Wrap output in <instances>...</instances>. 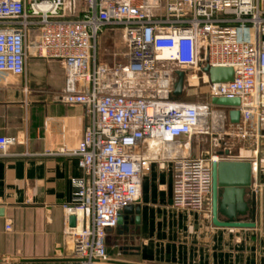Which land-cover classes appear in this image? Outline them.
<instances>
[{
	"label": "built area",
	"instance_id": "built-area-1",
	"mask_svg": "<svg viewBox=\"0 0 264 264\" xmlns=\"http://www.w3.org/2000/svg\"><path fill=\"white\" fill-rule=\"evenodd\" d=\"M107 29L120 30L125 45L112 66L98 58V38ZM29 56L60 60L62 101L85 107L77 147L50 152L75 158L82 171L71 178V198L62 205L72 264L107 259V231L139 199L147 146L228 125L241 139L264 138L262 0H0V72L23 75ZM207 66L232 67L233 79L211 83ZM178 71L190 84H206L210 98H239V123L229 122L226 108L174 95ZM26 143L0 136V159L30 156L11 151ZM219 160L172 161L175 208L207 210L211 164Z\"/></svg>",
	"mask_w": 264,
	"mask_h": 264
},
{
	"label": "crops",
	"instance_id": "crops-1",
	"mask_svg": "<svg viewBox=\"0 0 264 264\" xmlns=\"http://www.w3.org/2000/svg\"><path fill=\"white\" fill-rule=\"evenodd\" d=\"M107 31L121 37L118 29L101 35ZM30 40H38L37 32ZM64 79L60 60L35 56L27 58L23 75L0 72V136L25 139L26 145L11 151L31 154L0 159V264L74 261L63 236L62 205L70 201L71 178L81 177L82 171L75 158L50 152L77 147L86 112L83 105L62 101ZM225 128L227 133L194 132L147 146L150 163L140 175V195L133 204L138 212L122 211V222L107 231L102 264H264V138L241 139L228 132L231 126ZM208 156L251 163V185L244 197L248 211L237 220L254 227L215 226L211 195L209 214L173 206L172 161Z\"/></svg>",
	"mask_w": 264,
	"mask_h": 264
},
{
	"label": "water",
	"instance_id": "water-1",
	"mask_svg": "<svg viewBox=\"0 0 264 264\" xmlns=\"http://www.w3.org/2000/svg\"><path fill=\"white\" fill-rule=\"evenodd\" d=\"M211 83H224L233 79L232 67H205ZM177 78L173 84V94L180 96L184 88L183 72H177ZM210 103L216 107L228 109V119L231 124L239 123L240 113L237 107L240 105L239 98L211 97ZM211 217L212 223L218 227L251 228L253 222L237 220L238 216L247 213L248 206L244 202L247 188L251 185L252 165L243 161H219L211 164ZM133 205L123 209L124 213L132 212ZM136 213L138 209L134 210ZM2 209H0V216ZM222 217L223 220H219ZM123 217L117 218V224L122 222ZM138 216L134 221L138 223ZM71 226L75 224V218L69 219Z\"/></svg>",
	"mask_w": 264,
	"mask_h": 264
},
{
	"label": "rangeland",
	"instance_id": "rangeland-1",
	"mask_svg": "<svg viewBox=\"0 0 264 264\" xmlns=\"http://www.w3.org/2000/svg\"><path fill=\"white\" fill-rule=\"evenodd\" d=\"M262 6L264 7V0H262ZM105 35H99L98 38V58L102 62L113 63L122 60L120 52L125 50V45L122 42L119 33L112 34L107 31ZM122 51V52H123ZM180 100L198 102V103H210V95L206 84L195 83L190 84L184 81V88L180 95ZM224 130V129H223ZM227 129H225L226 132ZM228 132L229 131L228 129ZM212 132L210 131V134ZM227 133V132H226Z\"/></svg>",
	"mask_w": 264,
	"mask_h": 264
}]
</instances>
